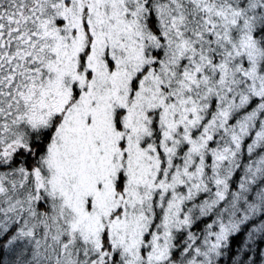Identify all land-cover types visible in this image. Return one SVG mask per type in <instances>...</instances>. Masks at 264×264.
<instances>
[{"label":"snow or ice","instance_id":"obj_1","mask_svg":"<svg viewBox=\"0 0 264 264\" xmlns=\"http://www.w3.org/2000/svg\"><path fill=\"white\" fill-rule=\"evenodd\" d=\"M0 264H264V0H0Z\"/></svg>","mask_w":264,"mask_h":264}]
</instances>
